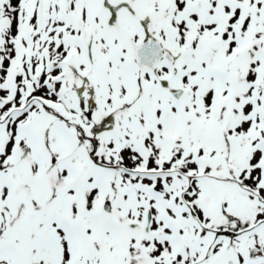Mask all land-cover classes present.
<instances>
[{
    "label": "snow or ice",
    "instance_id": "obj_1",
    "mask_svg": "<svg viewBox=\"0 0 264 264\" xmlns=\"http://www.w3.org/2000/svg\"><path fill=\"white\" fill-rule=\"evenodd\" d=\"M0 264H264V0H0Z\"/></svg>",
    "mask_w": 264,
    "mask_h": 264
}]
</instances>
